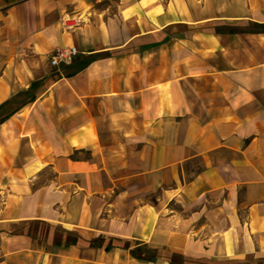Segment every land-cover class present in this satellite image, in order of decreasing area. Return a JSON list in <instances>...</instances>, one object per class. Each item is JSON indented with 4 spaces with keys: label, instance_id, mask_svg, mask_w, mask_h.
Returning a JSON list of instances; mask_svg holds the SVG:
<instances>
[{
    "label": "crops",
    "instance_id": "crops-1",
    "mask_svg": "<svg viewBox=\"0 0 264 264\" xmlns=\"http://www.w3.org/2000/svg\"><path fill=\"white\" fill-rule=\"evenodd\" d=\"M0 264H264V0H0Z\"/></svg>",
    "mask_w": 264,
    "mask_h": 264
},
{
    "label": "built area",
    "instance_id": "built-area-1",
    "mask_svg": "<svg viewBox=\"0 0 264 264\" xmlns=\"http://www.w3.org/2000/svg\"><path fill=\"white\" fill-rule=\"evenodd\" d=\"M78 53L75 45L58 46L49 54V61L53 66L71 63Z\"/></svg>",
    "mask_w": 264,
    "mask_h": 264
}]
</instances>
